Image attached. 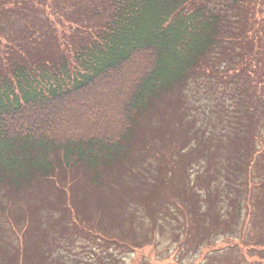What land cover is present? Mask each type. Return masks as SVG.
<instances>
[{
    "label": "trees",
    "instance_id": "1",
    "mask_svg": "<svg viewBox=\"0 0 264 264\" xmlns=\"http://www.w3.org/2000/svg\"><path fill=\"white\" fill-rule=\"evenodd\" d=\"M68 6L96 16L97 24L77 25L59 40L55 25L74 17L65 15ZM218 73L243 81L256 73L249 86L237 87L240 116L249 115L257 101L264 105V0H0V222L13 196L21 199L48 183L60 197L71 173L76 176L65 193L71 199L57 202L58 229L69 231L66 243L73 242L74 231H82L100 242V252L92 249L93 255L79 257L70 244L57 264H115L104 256L156 248L160 224L155 217L150 232L118 235L100 216L90 222L76 190L81 182L89 194L118 189L109 180H115L116 165L128 160L140 120L152 105ZM140 175L143 197L150 189L147 176ZM197 197L193 213L205 222L209 211ZM139 198L127 203V212L142 229ZM32 214L31 209L16 212V224L22 222L16 234L23 232L28 240L36 231ZM227 227L232 229L231 221ZM183 236L188 241L187 226ZM194 241L192 248L205 244L200 232ZM37 247L21 242L16 264H55L46 259L55 255L46 254L40 243ZM212 250L198 264L208 263Z\"/></svg>",
    "mask_w": 264,
    "mask_h": 264
},
{
    "label": "rangeland",
    "instance_id": "2",
    "mask_svg": "<svg viewBox=\"0 0 264 264\" xmlns=\"http://www.w3.org/2000/svg\"><path fill=\"white\" fill-rule=\"evenodd\" d=\"M64 10L65 15L73 12L74 17L67 15L71 22L55 25L54 35L59 40L77 25L92 28L97 24L94 15L77 14L69 6ZM256 77L252 73L243 81L230 73L228 77L218 73L213 79L191 82L181 92L155 102L140 120L128 160L116 165L115 180H109L118 189L111 190V186L102 194H89L83 190L88 186L81 182L75 199L81 202L80 210L90 214L91 223L100 216L104 223L114 224L116 234L131 238L150 232L153 217L160 224L156 248L150 245L132 252L119 250L117 258L107 254L105 259L111 257L115 264H198L200 257L213 249L207 256L210 264H263L264 250L258 249L264 248V105L260 101L251 104L246 111L249 115L242 114L241 118L237 91L239 85L249 86ZM216 78L222 81L218 83ZM140 172L147 176L150 189L143 197L138 188ZM70 175L66 194L76 176ZM65 193L59 197L53 185L43 183L29 196H13L11 202H6L7 213L0 222V264H16L21 242L38 250L40 243L47 249L46 254L55 255V260L46 258L55 264L63 248L70 244L79 257L93 255L92 249L100 252V242L91 241L82 231H74L73 242L66 243L69 231L58 229L56 222L57 202L64 196L71 199ZM200 195L203 208L209 211L205 222L196 221L193 213L194 199L197 201ZM139 197L144 205L138 209L143 217L142 229L137 227L138 218L132 219L127 212V203ZM21 209H31L33 213L31 221L36 231L29 240L23 232L16 234V227L21 230L22 226V222L16 224V212L21 214ZM229 221L232 229L227 227ZM184 226L190 234L188 241L183 239ZM90 227L95 230L92 224ZM198 232L205 244L192 248ZM188 245L190 251L185 252ZM22 249L21 252L28 250ZM208 263L205 260L204 264Z\"/></svg>",
    "mask_w": 264,
    "mask_h": 264
}]
</instances>
